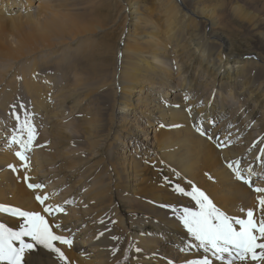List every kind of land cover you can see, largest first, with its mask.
Masks as SVG:
<instances>
[{"label": "bare ground", "instance_id": "6f19581e", "mask_svg": "<svg viewBox=\"0 0 264 264\" xmlns=\"http://www.w3.org/2000/svg\"><path fill=\"white\" fill-rule=\"evenodd\" d=\"M73 1L0 0V19L15 30L0 40V204L43 207L24 181L18 146L7 145L12 106L23 105L22 115L38 123L29 182L43 183L47 203L63 207L55 231L73 236L71 249L58 245L73 264L200 258L202 250H180L191 238L161 206H188L190 198L166 201L156 189L171 179L188 190L195 184L230 216L256 207V194L227 162L239 160L245 175L251 165L254 183L264 187L256 160L264 146V0H82L78 20ZM56 35L67 52L19 64L39 54L28 46ZM58 71L68 73L65 87ZM197 127L230 143L218 148ZM149 170L165 179L152 182ZM0 223L15 229L19 219L0 213ZM28 259L58 264L39 247Z\"/></svg>", "mask_w": 264, "mask_h": 264}, {"label": "snow or ice", "instance_id": "6c2138e0", "mask_svg": "<svg viewBox=\"0 0 264 264\" xmlns=\"http://www.w3.org/2000/svg\"><path fill=\"white\" fill-rule=\"evenodd\" d=\"M189 97L185 96V100ZM12 116L16 121L11 135L8 137L7 145L18 146L14 152L20 161V167L26 170L24 181L30 190L35 193V200L41 205L42 211H27L19 207L0 204V213L10 214L18 218L17 228L9 227L0 223V264H36L34 260L28 259L36 253L37 248L45 250L54 257L58 264H73L65 251L58 245L73 247L74 238L69 235L57 234L56 229H61V224L55 223L56 213L64 209L58 204H49L50 194L39 190L45 188L43 183H31L27 170L30 168L27 155L33 148L36 139V128L32 122V113L25 111L23 119L15 111L13 105ZM23 110L24 106L20 105ZM191 115V107L187 109ZM178 126V125H174ZM231 127V125H229ZM201 135H207L209 140H215L218 148H223L230 143L225 138L213 137L203 128L196 129ZM264 144V139L260 141ZM256 147V144H253ZM260 155L256 160L264 167V146L259 148ZM240 161L227 162L237 180L247 185L255 194V208H241V216H230L218 208L208 195L190 183V190L177 183L174 192L178 195L190 198V204L176 208L172 205H161L168 207L176 213V219L186 231L191 243L187 244L181 251H190L195 248L202 250V255L197 259H186L182 264H264V187L254 183L251 165L249 174L245 175L240 169ZM8 167L16 172V166L10 164ZM49 217L52 219L50 220ZM100 235H103L101 233ZM25 238H28L26 241ZM98 238V237H97ZM116 239V237H112ZM116 249H112L113 254ZM140 251V249H136ZM169 264H173L169 261Z\"/></svg>", "mask_w": 264, "mask_h": 264}, {"label": "rangeland", "instance_id": "374dc122", "mask_svg": "<svg viewBox=\"0 0 264 264\" xmlns=\"http://www.w3.org/2000/svg\"><path fill=\"white\" fill-rule=\"evenodd\" d=\"M80 2H82V0H75L72 3V5L74 6V18L76 20L79 19L78 4ZM113 2H114V0H107V3L108 4H113ZM14 31L15 30L11 27L10 21L4 20V19H0V40L2 38H4V37H11L13 35ZM120 31L121 30H120L119 27L118 28H115V30L113 31V33H112V37H113V40L112 41L113 42L116 40V38L120 34ZM95 38H100V36H96ZM62 39H63V37L60 36V35L47 36V37H43L42 39H39L38 41L32 43L24 51H27V50H30V49H36V50L39 51V54L35 53L33 55H29V56H27V57L24 58L25 60L22 59L23 60L22 64H21V62H19V64L20 65H24L25 62L26 63H29V61L31 62V60H35V59H37V60H35L37 63L41 64V62H42L41 60L46 59L48 57V55L52 54L53 52H57V51L67 52L68 50L65 47V44H62V46H58L59 43H60L59 41H61ZM247 42H246V45L250 44L251 43V40L248 39ZM32 56H33V59H31ZM19 66L18 65H15V68L16 67L19 68ZM40 67H42V65ZM42 72H46V70L45 69H42ZM4 74H5V70L3 68V64L0 62V77H2ZM67 74L68 73H66L65 71H58L57 80L59 82H64V80H65V82H66V80H67L66 79L67 78ZM79 77L77 76L76 78H74V76L69 75L68 76V81L70 82V84L73 85V84H75V83L78 82ZM65 82L63 84L64 87L66 85ZM16 109H17V112L19 113L21 119H23L24 116L20 112L21 108L20 107H16ZM65 121H66V119H64L61 122L60 126H62V127L60 129H63V128H65L68 125L69 122L64 123ZM32 122H33V124H34L35 127L38 126V123L35 121L34 118H32ZM64 130L67 131L66 129H64ZM67 132L69 133V131H67ZM34 146H35V143H34L33 147ZM147 177L148 178H151L152 182H154L155 179H159L161 177L164 178L161 175H158V174L153 173L151 170L148 171ZM172 180L173 179L168 180L169 183L167 182V187L165 189H159V188L156 189L157 190V196L159 198H164L167 201L168 199H171V198H174V197H185V196L178 195L177 193L174 192V186H172V182H171ZM116 198H119V194L118 193H117V197ZM166 209H167V207H164V210L163 211H166ZM113 232L114 233H118L119 230L114 229ZM112 237H116V239H113V240H118V237L117 236L114 235Z\"/></svg>", "mask_w": 264, "mask_h": 264}]
</instances>
